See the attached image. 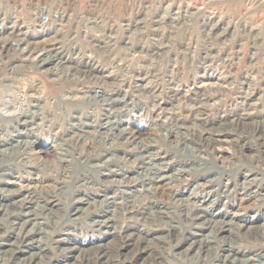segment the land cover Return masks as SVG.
Returning a JSON list of instances; mask_svg holds the SVG:
<instances>
[{
	"label": "rangeland",
	"instance_id": "1",
	"mask_svg": "<svg viewBox=\"0 0 264 264\" xmlns=\"http://www.w3.org/2000/svg\"><path fill=\"white\" fill-rule=\"evenodd\" d=\"M40 5L59 15L48 27L57 59L26 72L15 58L11 79L73 117L52 135L78 151L73 164L22 124L0 139V264L264 259V0H4L0 34L19 19L21 37ZM58 75L71 80L57 87ZM253 90L260 115L235 117ZM21 139H37L30 154L4 157Z\"/></svg>",
	"mask_w": 264,
	"mask_h": 264
},
{
	"label": "clouds",
	"instance_id": "2",
	"mask_svg": "<svg viewBox=\"0 0 264 264\" xmlns=\"http://www.w3.org/2000/svg\"><path fill=\"white\" fill-rule=\"evenodd\" d=\"M4 5V0H0V7ZM114 7L112 4L106 5L105 11L110 12ZM40 8H47V5H40L37 8L39 12ZM37 13H32L35 16ZM43 23L47 24L50 20V16L44 15L42 17ZM15 27V25L13 26ZM59 34V33H58ZM3 44L6 48H0V52L7 51V57L3 64H0V71L3 72L5 79L0 81V139H7L9 136L19 135L20 134V121L22 119L26 120V123L23 125L25 136H32L38 139L40 136L45 135L50 141L57 143L58 148L60 149L61 155L69 156L72 158V163H76V152L78 147H75L74 144H69L61 139L60 135L53 136L52 133L56 127L61 123L64 124L65 130L72 127V119L63 109L60 110L59 114L55 113V108L53 109H43L41 108V97L37 96L34 105L31 102V98L27 99L24 95V87L20 81L11 79V76H14L16 73L21 71L22 66H17L16 68H11L9 62L18 57L21 52L29 51V46L22 39L12 38L11 35L5 38ZM22 45L24 47L22 48ZM60 50H57V53H49V60H56L57 54ZM26 72L35 71L40 72V65L38 63H32L26 66H23ZM43 75H48V73H43ZM24 80H27L29 86L36 87L37 81L34 80L31 76L25 75ZM70 75H58L54 83L57 87H60L61 81H70ZM39 92L40 89L37 88ZM57 99L62 101V93ZM11 126V131L9 130ZM80 122L77 121L75 127L79 128ZM170 131H172L170 129ZM37 139H27V140H18L14 145L13 149L3 153L4 157L9 156H18L26 157L30 154V151L33 145L37 142ZM93 139H96L97 144L100 147H103L106 142L109 141V136L105 135L98 137L93 135ZM185 153H188L190 150L185 148Z\"/></svg>",
	"mask_w": 264,
	"mask_h": 264
},
{
	"label": "bare ground",
	"instance_id": "3",
	"mask_svg": "<svg viewBox=\"0 0 264 264\" xmlns=\"http://www.w3.org/2000/svg\"><path fill=\"white\" fill-rule=\"evenodd\" d=\"M30 7V6H29ZM30 12H31V16H30V23H31V25H30V27H27V25H26V30H22L21 28L19 29V31H18V33L19 32H21V34H17L16 36H21V37H19V38H17V39H22V40H24L25 42H26V44L29 46V51H24L23 53L21 52V54L18 56V57H16V61H18V60H21L22 62H26V63H28V65L29 64H32V63H38L39 65H40V69H42L41 71L42 72H47V71H50V62H51V60H49L48 59V55H49V53H50V38H49V36H50V30L48 29V27L50 28V24H52V22H55L56 20H58L59 19V15L57 16V17H54L53 16V14L52 15H50V13H48V12H46V13H43V12H41V13H39V12H37V9H33V10H30ZM34 12H36L37 14L35 15V16H33L32 15V13H34ZM2 14V13H1ZM162 14V13H161ZM3 15V14H2ZM44 15H48V16H50V20H49V22L47 23V24H44L43 23V20H42V17L44 16ZM1 16V15H0ZM18 15L16 14V16L15 17H17ZM56 16V15H55ZM4 20H5V17H3V18H0V22H1V25L3 24V22H4ZM22 23H24V21H21ZM60 22V21H59ZM18 23H19V19H16V20H14V21H12L11 20V29L10 30H12L9 34H8V36H5L4 35V33H2V34H0V38H1V40H0V48H6V46L3 44V41L5 40V38L4 37H9V35H11L12 36V38H14V36L15 35H13V34H15L16 33V30H15V28L13 27L14 25L16 26V25H18ZM28 26H29V24H28ZM173 26H175V25H173ZM171 27V26H170ZM61 28H62V25H60L59 26V28L57 27V29H56V27H55V32H58V31H60L61 30ZM37 30L38 31H40L39 32V34H40V37H42L41 38V40H39L38 42H33V43H35V44H30L29 43V40H28V35H29V33H30V31L34 34V33H37ZM31 33V34H32ZM115 34V33H114ZM107 35V34H106ZM32 37V36H31ZM36 39V38H35ZM31 40V39H30ZM127 40V39H126ZM166 40V39H165ZM99 41V40H98ZM32 42V41H31ZM24 47V45H22V48ZM124 50V49H123ZM4 52H7L6 50L4 51ZM1 54L3 53V51L2 52H0ZM1 54H0V56H1ZM221 54V53H220ZM127 55H128V53H127ZM189 55V54H188ZM64 56V55H63ZM128 57V56H127ZM190 57V56H189ZM158 58V57H157ZM0 62L2 63V59L0 60ZM26 65V64H25ZM52 65V64H51ZM18 66V64H15V63H13L12 64V68H15V67H17ZM164 67V66H163ZM53 70V69H52ZM55 71V70H54ZM20 79H22V80H24V76H21L20 77ZM123 80H126V79H123ZM25 81H27V80H25ZM127 82V81H126ZM127 85V84H126ZM139 85V84H138ZM145 86V85H144ZM146 88V87H145ZM205 89H207V88H205ZM29 90V89H28ZM27 89H25L24 88V95H25V98H26V100L27 99H29L30 97H31V95L32 94H30V91H28ZM172 90V89H171ZM39 92H41V93H43L44 92V87L43 86H41V88H40V91ZM258 95H261L260 94V92L259 91H252V92H250L249 94L247 93V95H244L243 96V103H245V105L246 106H248V108L247 107H245V108H247L245 111H241V113H239V114H237V113H234V115H235V117H244V116H246V117H248V116H251V115H260V113L259 112H257V111H255V103H252V102H250L249 101V99H252V98H254V99H258L259 97H258ZM39 97H41L42 99H41V107L43 108V104H42V101H43V99H44V96H42V95H40ZM33 98V97H32ZM37 98V97H36ZM114 99H115V97H114ZM182 99V98H181ZM36 100V99H35ZM189 101V100H188ZM240 103V102H239ZM242 104V103H241ZM32 105H33V111L35 110L34 109V103L32 102ZM141 105V104H140ZM153 107V106H152ZM193 107V106H192ZM258 107V106H257ZM262 108V107H261ZM264 109V108H263ZM243 110V109H242ZM192 117H194V116H192ZM232 117V116H231ZM257 117V116H256ZM108 118V117H107ZM253 118V117H252ZM260 118V117H259ZM253 119H255V118H253ZM201 121V120H200ZM256 121V120H255ZM220 122V121H219ZM26 123V120H24V119H22L21 121H20V124H22V125H24ZM178 123V122H177ZM196 125V124H195ZM110 128V127H109ZM168 128V127H167ZM23 129V128H22ZM22 129L20 128V134H21V131H22ZM9 130L11 131V129H10V127H9ZM119 131V130H118ZM104 132V131H103ZM19 134V135H20ZM106 134V133H105ZM104 136V135H103ZM101 152V151H100ZM152 173V172H151ZM184 177V176H183ZM153 182V181H152ZM248 189V188H247ZM253 189V188H252ZM257 191V190H256ZM221 194V193H220ZM22 197V196H21ZM147 197V196H146ZM27 198V197H26ZM35 199V198H34ZM129 199V198H128ZM19 202V201H18ZM150 204V203H149ZM26 205V204H25ZM29 205V204H28ZM12 207V206H11ZM17 208V207H16ZM205 208V207H204ZM73 209V208H72ZM75 209V208H74ZM139 209V208H138ZM26 211V210H25ZM199 211V210H198ZM208 211V210H207ZM218 211V210H217ZM27 212V211H26ZM103 212V211H102ZM209 214V213H208ZM119 215V214H118ZM194 216V215H193ZM202 216V215H201ZM28 217V216H27ZM131 217V216H130ZM195 217V216H194ZM32 219V218H31ZM94 222V221H93ZM24 223H25V221H24ZM35 223V222H34ZM31 224L33 225V223L31 222ZM209 226V225H208ZM217 226V225H216ZM18 227V226H17ZM211 227V226H210ZM27 228V227H26ZM218 228V227H217ZM28 229V228H27ZM32 229V228H31ZM15 230V229H14ZM175 230V229H174ZM214 230V229H213ZM31 232V231H30ZM23 234V233H22ZM21 234V235H22ZM28 234V233H27ZM262 248V247H261ZM258 255V254H257ZM258 261H257V259L256 260H254L253 258H246L245 257V264H264V259L261 257V255L259 254L258 255ZM243 262V263H244Z\"/></svg>",
	"mask_w": 264,
	"mask_h": 264
}]
</instances>
